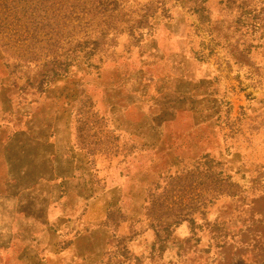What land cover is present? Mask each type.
Wrapping results in <instances>:
<instances>
[{"label": "rangeland", "instance_id": "obj_1", "mask_svg": "<svg viewBox=\"0 0 264 264\" xmlns=\"http://www.w3.org/2000/svg\"><path fill=\"white\" fill-rule=\"evenodd\" d=\"M0 264H264V0H0Z\"/></svg>", "mask_w": 264, "mask_h": 264}, {"label": "trees", "instance_id": "obj_2", "mask_svg": "<svg viewBox=\"0 0 264 264\" xmlns=\"http://www.w3.org/2000/svg\"><path fill=\"white\" fill-rule=\"evenodd\" d=\"M55 69H56V68H54V70H53V72H52V73H54V75H56V74L59 73V72H56ZM54 75H52V76H54Z\"/></svg>", "mask_w": 264, "mask_h": 264}, {"label": "crops", "instance_id": "obj_3", "mask_svg": "<svg viewBox=\"0 0 264 264\" xmlns=\"http://www.w3.org/2000/svg\"><path fill=\"white\" fill-rule=\"evenodd\" d=\"M37 241H38V239L36 238V239H34V242H36L37 243Z\"/></svg>", "mask_w": 264, "mask_h": 264}]
</instances>
